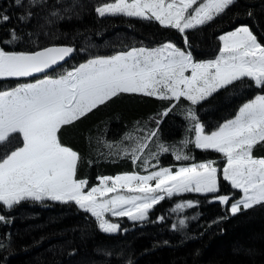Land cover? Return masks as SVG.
<instances>
[{"label": "trees", "instance_id": "1", "mask_svg": "<svg viewBox=\"0 0 264 264\" xmlns=\"http://www.w3.org/2000/svg\"><path fill=\"white\" fill-rule=\"evenodd\" d=\"M111 1L0 0V53L73 46L72 57L49 73L57 77L93 57L167 42L187 50L195 61L209 60L219 52V36L240 25L264 48V0H233L210 20L184 31L151 18L99 15L97 8ZM2 62L6 66L8 58ZM38 77L0 76V91ZM258 93L264 94V79L256 86L247 77L196 103L185 96L120 91L60 124L56 140L75 152L73 177L84 180L85 189L104 176L174 171L211 160L219 166L218 190L164 196L143 220L111 218L118 223L114 234L103 232L74 201L25 197L9 208L0 203V264H264V200L230 213V202L241 191L222 177L221 154L195 144L197 123L212 132ZM24 143L19 132L0 140V163ZM250 152L264 158V138ZM186 202L191 205L181 206Z\"/></svg>", "mask_w": 264, "mask_h": 264}, {"label": "rangeland", "instance_id": "2", "mask_svg": "<svg viewBox=\"0 0 264 264\" xmlns=\"http://www.w3.org/2000/svg\"><path fill=\"white\" fill-rule=\"evenodd\" d=\"M232 1L113 0L99 6L97 12L101 16L122 14L151 18L184 31L210 20ZM219 40V52L209 60L195 61L187 50L167 42L90 58L75 67V73L84 78L121 80L120 75L129 71L137 81L134 83L142 86L145 83L147 92L152 90L159 96L174 98L185 96L193 103L238 78H251L256 86L260 85L264 79V48L250 29L240 25L220 35ZM4 65L0 63V76L12 75ZM82 80L73 79L75 91ZM71 85L59 88L67 90ZM45 89L37 85L11 95L7 92L10 89L0 91V140L12 132L21 133L25 139L22 147L0 163V203L6 208L25 197L74 201L95 217L103 232L114 234L118 223L111 218L125 216L133 221L143 220L164 196L183 192L214 194L218 190L219 166L211 160L178 166L174 171L161 168L147 174L102 177L95 186L85 189V184L73 177L74 153L60 146L55 138L63 119L57 117L66 109L53 103L58 99L47 98ZM263 138L262 93L243 103L233 118L212 132L205 133L200 123L196 125V147L220 153L224 159L222 177L241 191V196L230 202V213L264 200V158H255L250 152L252 144ZM219 199L226 201L227 197ZM189 205V202L181 204Z\"/></svg>", "mask_w": 264, "mask_h": 264}, {"label": "crops", "instance_id": "3", "mask_svg": "<svg viewBox=\"0 0 264 264\" xmlns=\"http://www.w3.org/2000/svg\"><path fill=\"white\" fill-rule=\"evenodd\" d=\"M76 68L71 69L67 71L65 74L57 76L55 78L44 76L38 78L35 81L23 83L13 89L8 90L7 92H10V94L8 95L16 93L17 91H22V89H27L29 87H37V85H42V88L44 89L49 88L48 90L45 89L46 92H43L44 94L47 95V98L58 99L57 102H53V103L59 106H63L64 109H66V111H64L62 115L60 114L57 117V118H63L59 122V125L77 118L78 116L84 114L86 111L90 110L97 104L105 101L106 99H108L109 97L120 91L146 93V94L159 96L153 93L152 90L147 92V88L144 86L145 84L144 82H143V86L139 85V83H134L137 81L131 78V75H129L131 73L129 71L123 73L126 75H120L122 77L121 80H117L118 78L112 80L107 77H98V76L97 77L87 76V78H84L83 76L81 77V74H79L78 72L75 73ZM74 74L75 76H73ZM75 78L83 79L82 85H80L79 89H77L76 91L74 90L75 86L73 85V79ZM77 82L81 83L80 80H77ZM68 83L72 85L71 87L68 86L67 90H61L59 88L60 86L66 88ZM62 92H64V94H62ZM62 97L64 98L62 99ZM73 153L76 159V154L75 152ZM122 174H128V173H120L117 175H122ZM104 177H108V176H104ZM77 181H82L85 184L84 180H77Z\"/></svg>", "mask_w": 264, "mask_h": 264}, {"label": "water", "instance_id": "4", "mask_svg": "<svg viewBox=\"0 0 264 264\" xmlns=\"http://www.w3.org/2000/svg\"><path fill=\"white\" fill-rule=\"evenodd\" d=\"M73 53V46L55 44L33 52L1 53L0 58L4 55L10 59L15 72L47 74L67 62Z\"/></svg>", "mask_w": 264, "mask_h": 264}, {"label": "flooded vegetation", "instance_id": "5", "mask_svg": "<svg viewBox=\"0 0 264 264\" xmlns=\"http://www.w3.org/2000/svg\"><path fill=\"white\" fill-rule=\"evenodd\" d=\"M4 58H5V56L3 55V56L0 58V61H3ZM8 61H9V63H11L9 59H8ZM9 63L7 62L6 67H8V66L10 65ZM8 68H9V67H8ZM14 73H16V74H18V75H34V74H35L34 72H29V74H26V73H23V71H22L21 73H18V72H14ZM27 73H28V72H27Z\"/></svg>", "mask_w": 264, "mask_h": 264}]
</instances>
